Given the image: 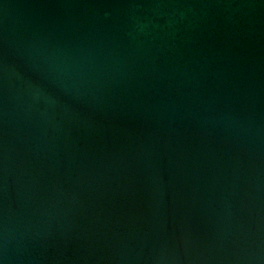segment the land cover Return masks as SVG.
<instances>
[{"label":"water","instance_id":"1","mask_svg":"<svg viewBox=\"0 0 264 264\" xmlns=\"http://www.w3.org/2000/svg\"><path fill=\"white\" fill-rule=\"evenodd\" d=\"M264 203V0H0V264H245Z\"/></svg>","mask_w":264,"mask_h":264}]
</instances>
